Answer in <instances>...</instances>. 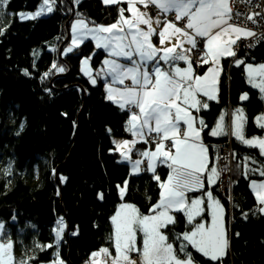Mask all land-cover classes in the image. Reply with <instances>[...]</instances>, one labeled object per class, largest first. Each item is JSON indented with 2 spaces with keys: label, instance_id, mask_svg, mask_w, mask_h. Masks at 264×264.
<instances>
[{
  "label": "trees",
  "instance_id": "obj_1",
  "mask_svg": "<svg viewBox=\"0 0 264 264\" xmlns=\"http://www.w3.org/2000/svg\"><path fill=\"white\" fill-rule=\"evenodd\" d=\"M41 1L10 0L0 18V223L5 225L0 241L14 242L17 259L35 257L30 264L50 263L57 251L64 264H84L101 248L107 247L115 255L110 218L119 204L125 202L150 214L160 188L153 173L143 170L129 175V165L121 161L113 143V139H130L126 131L129 112L106 99L99 77L92 85L81 71L82 60L90 57L95 76L106 54L87 40L73 52L58 56L67 38L66 24L74 18L95 25L112 24L120 5H105L102 0H56L48 16L18 18V12L34 10ZM236 52V59L244 64L237 67L232 63L235 57L223 60L218 101L209 102V108L196 115L211 128L223 112L242 108L247 117L246 138L261 137L264 129L257 126L255 118L264 112V102L247 84L244 65L264 64V41ZM53 63L64 72L52 69ZM206 67L195 68L203 73ZM245 93L248 99L242 101ZM207 132L205 129L202 134L203 142L212 166L217 146L227 138H214ZM231 146L230 192L220 191L218 183L210 187L225 209L228 251L219 261H209L189 246L195 264H264V215L257 211L249 187L252 180L264 177L252 171L244 174V157L257 161H247L252 169L264 168V157L256 148L233 138ZM145 147L136 146L138 150ZM138 157L134 151L132 158ZM169 173L170 169L160 164L155 174L164 181ZM125 181L127 190L121 199L118 186ZM175 215L177 223L164 231L169 242L178 245L175 236L192 225L182 213ZM60 217L67 230L57 247L52 229ZM201 219L208 221L207 210ZM49 244L53 247H37Z\"/></svg>",
  "mask_w": 264,
  "mask_h": 264
},
{
  "label": "snow or ice",
  "instance_id": "obj_2",
  "mask_svg": "<svg viewBox=\"0 0 264 264\" xmlns=\"http://www.w3.org/2000/svg\"><path fill=\"white\" fill-rule=\"evenodd\" d=\"M9 2L0 0V18L5 15L3 9ZM76 2L79 3V0ZM103 2L106 5L126 4L127 7H119L116 21L107 26L91 24L84 19L76 20L71 25V45L64 54L73 52L87 40L94 41L97 49H103L108 54L109 58L103 61V68L95 76L92 75L90 57L83 60L82 71L92 85L97 84L96 77L110 78L106 86L107 99L130 113L126 131L132 136L131 140L114 141L115 151L131 163L133 175L141 170L152 172L158 182L160 196L147 215L131 204H122L110 218L113 226L110 239L115 256L112 257L109 248H101L91 253L89 264H98L96 258L101 256L105 258L104 264H107V258H111V264H194L189 246L209 261H219L225 255L228 239L223 223V207L213 192L205 187V183L208 186L216 183L219 172L216 167H210L209 149L203 143L202 134L205 129H208L206 134L212 137L231 134L242 144L258 149L262 157L264 137L246 138L247 117L242 108L231 113L229 125L225 124L228 114L222 113L211 128L203 117L196 114L209 108L203 97L218 99L221 59L236 57L238 42L253 37L255 33L237 23L242 14L237 12L234 17L230 0ZM55 4L56 0H43L37 12L27 16L21 14V18L35 19L45 12L51 13ZM150 7L158 11L150 14ZM125 12L129 15L126 16ZM169 14H174V20L167 19ZM254 15L258 13L247 16V19L255 23ZM198 47V66L207 65L203 75L196 72L189 55ZM181 61L186 67L178 66ZM235 64L239 67L244 61L237 58ZM244 68L247 82L264 94V64H246ZM52 69L58 72L65 70L55 63ZM247 99V93L241 96V100ZM255 122L264 129V114L258 115ZM140 143L146 146L143 150L136 148ZM150 144L152 147H148ZM134 151L139 159H132ZM249 160L252 158L244 157L245 176L252 171L264 177V168H249ZM252 163L257 161L252 160ZM160 164L170 169L164 181L155 174ZM141 165H145L144 169ZM250 187L260 206L259 211L264 214V179L253 180ZM118 188L123 198L127 181ZM197 192L203 195L189 198V193ZM206 210L210 214V223L198 220ZM176 213H182L187 223L192 225L188 231L175 236L178 245L169 242L170 238L164 231L177 223ZM65 227L63 218L59 219L55 229L57 247ZM4 228L5 225L0 223V236L5 235ZM37 247L44 250L53 245ZM13 250L11 239L0 241V264H30L35 259H17ZM133 253L136 259L132 258ZM53 264H64L58 251Z\"/></svg>",
  "mask_w": 264,
  "mask_h": 264
},
{
  "label": "built area",
  "instance_id": "obj_3",
  "mask_svg": "<svg viewBox=\"0 0 264 264\" xmlns=\"http://www.w3.org/2000/svg\"><path fill=\"white\" fill-rule=\"evenodd\" d=\"M230 4L233 9L234 17L237 12L242 14L237 20V23H242L243 26L247 27L255 33L253 37L238 42L239 44L237 45L236 50L239 51L243 47L248 48L256 43L264 41V0H230ZM119 7H121V5ZM148 11L150 12V14L157 12L154 7H150ZM257 13L258 15H254L255 23L253 22V20L247 19V16ZM168 19L174 20V14H169ZM198 52L199 47L194 50L196 59H200ZM235 59L236 57L234 58V60ZM150 146L151 144L148 145V147ZM216 164L219 172V190L222 192H230L233 184L232 146L230 137H227V140L225 142H222L217 146ZM144 167L145 165H141L142 169H144ZM230 221L231 217H229V222Z\"/></svg>",
  "mask_w": 264,
  "mask_h": 264
},
{
  "label": "crops",
  "instance_id": "obj_4",
  "mask_svg": "<svg viewBox=\"0 0 264 264\" xmlns=\"http://www.w3.org/2000/svg\"><path fill=\"white\" fill-rule=\"evenodd\" d=\"M121 6L122 7H127V5L126 4H121ZM141 10L143 11L144 9L143 8H141ZM158 11V10H157ZM125 15L127 16V15H129V13H127V12H125ZM161 19H162V17H161ZM163 20V19H162ZM110 25V24H109ZM105 26H107V25H105ZM154 27H155V25H154ZM250 38V37H249ZM241 40H244V39H241ZM91 41V40H90ZM92 43H93V45H94V47H95V42L94 41H91ZM156 44H157V47H159V44H158V41H156L155 42ZM186 47H187V45H186ZM63 49V48H62ZM95 49L96 50H98L96 47H95ZM99 50H102L106 55H105V57H104V59H103V61L106 59V58H109L108 57V54L103 50V49H99ZM190 55V57H191V60L193 61V67H194V69L196 70V66H198V61H199V59H196L195 58V55H194V53H193V51L189 54ZM227 58H230V57H227ZM227 58H223V59H221V61H220V65H221V67H222V62H223V60L224 59H227ZM103 61H102V64H101V66H100V68H99V70L98 71H100L102 68H103ZM122 62H125L126 63V61H122ZM82 63V62H81ZM232 63H234L235 64V60H233V62ZM82 65V64H81ZM257 65H259V64H257ZM178 66H180L181 68H184V67H186V65H185V63L184 62H178ZM205 66H207V65H205ZM84 67V65H82L81 66V71H82V68ZM165 67H167V66H165ZM207 70V67H206V69H205V71ZM97 71V72H98ZM205 71H203V73H198V74H200V75H203L204 74V72ZM197 72V71H196ZM82 73H83V75L84 76H86V77H88L87 75H85L84 74V72L82 71ZM221 73H222V71L219 73V76H218V84H217V88H218V92L216 93L217 95H219V82H220V76H221ZM92 74H93V71H92ZM245 76H246V82H247V74H246V72H245ZM89 78V77H88ZM100 78V80L103 82V88H104V91H105V97H106V99H107V92H106V86H107V84L110 82V78H108V79H105V78H103V77H99ZM126 83H129V82H127L126 81ZM247 84L252 88V86L247 82ZM254 90H256V91H258L259 92V90L258 89H255V88H253ZM260 93V92H259ZM260 96H261V98H262V96H264V94H261L260 93ZM202 99H204V100H206L207 101V103H209V102H217L218 101V99L217 100H207V98L206 97H203ZM108 100V99H107ZM262 100H263V102H264V98H262ZM109 101V100H108ZM245 101V100H244ZM112 102V101H111ZM236 109H234V110H228V112H226L228 115H226L225 116V124L227 125V121L229 122V124H230V122H231V113H233L234 111H235ZM223 113H225V112H223ZM262 114H264V112L262 113ZM129 115H130V113H129ZM220 117V116H219ZM128 119H129V117H128ZM219 119V118H218ZM218 119H217V121H218ZM128 121V120H127ZM256 123V122H255ZM127 124V123H126ZM130 136H131V134H130ZM226 136V138L227 137H230V140H231V138H233V139H236L234 136H232L231 134H229V135H223V136H216V137H214V138H221V137H225ZM261 137H264V135L263 136H261ZM132 139V136L130 137V139H117V140H114V141H116V142H119V141H123V140H131ZM237 140V139H236ZM114 141H113V143H114ZM239 141V140H238ZM204 143V142H203ZM140 144H142V143H140ZM205 144V143H204ZM206 145V144H205ZM114 146H115V144H114ZM137 146V145H136ZM207 146V145H206ZM246 146V145H245ZM248 147V146H247ZM258 150V149H257ZM259 151V150H258ZM118 153V152H117ZM121 156V155H120ZM209 157H210V155H209ZM138 158H140V157H138ZM210 162H211V159H210ZM128 164V163H127ZM212 166H214V167H216L217 168V164H216V162H213V165ZM212 166H210V167H212ZM142 169V168H141ZM218 169V168H217ZM132 172V171H131ZM143 172V170H141L138 174H140V173H142ZM148 173H151L150 171H147ZM137 175V174H136ZM219 179V178H218ZM218 179H217V181H216V183L214 184V185H212V186H208V188H207V190H210V187H213V186H215L217 183H218ZM254 180H256V181H260V179H254ZM253 181V180H252ZM251 181V182H252ZM251 182H250V184H251ZM207 184V183H206ZM249 187H250V185H249ZM250 190H251V187H250ZM251 192H252V190H251ZM252 194H253V192H252ZM119 195H120V191H119ZM200 195H203V193L201 192V194ZM200 195H198V196H200ZM253 196H254V194H253ZM121 197V196H120ZM124 197V196H123ZM216 198V197H215ZM254 198H255V196H254ZM122 199V198H121ZM217 199V198H216ZM257 203V202H256ZM122 204H127V203H125V202H121L120 204H119V206L117 207V210L120 208V206L122 205ZM222 205V204H221ZM223 207V206H222ZM259 205L257 204V211L258 212H260L259 211ZM116 210V211H117ZM261 213V212H260ZM262 214V213H261ZM262 215H264V214H262ZM208 216H209V219H208V223H210V214L208 213ZM223 223H224V226H225V229H226V234H227V239H228V247H229V234H228V230H227V225H226V220H225V209H224V207H223ZM228 247H227V249H226V252H225V254L227 253V251H228ZM137 258V256H136V254L135 253H133L132 254V258ZM195 264V263H194Z\"/></svg>",
  "mask_w": 264,
  "mask_h": 264
},
{
  "label": "rangeland",
  "instance_id": "obj_5",
  "mask_svg": "<svg viewBox=\"0 0 264 264\" xmlns=\"http://www.w3.org/2000/svg\"><path fill=\"white\" fill-rule=\"evenodd\" d=\"M42 2H43V0L41 1V3H40V5L36 8V9H34V10H31V11H20V12H18L17 13V16H18V18L20 19V20H22V21H24V20H32V19H29V18H21V14H23V15H25V16H27V15H30V14H34L35 12H37L38 10H39V8H40V6H41V4H42ZM102 2H103V0H102ZM104 3V2H103ZM105 4V3H104ZM106 5V4H105ZM53 12V11H52ZM51 12V13H52ZM51 13H48V12H45V13H43L42 15H40V16H38V17H36L35 19H37V18H40V17H45V16H48V15H50ZM162 17V19H164L163 18V16H161ZM78 19H81V18H74L73 20H72V22L70 23V25L68 26V37H69V39H68V41L66 42V40H65V43H64V50L63 49H61V55H63V56H65V52H66V49L71 45V25H72V23H74L76 20H78ZM167 19H168V16H167ZM170 20V19H169ZM67 39V38H66ZM247 39H249V38H247ZM247 39H244V40H247ZM244 40H240L239 42H241V41H244ZM157 40L154 38V43L156 42ZM193 53H194V50H193ZM68 54V53H67ZM60 55V56H61ZM195 55V54H194ZM85 58H87V57H85ZM84 58V59H85ZM83 59V60H84ZM83 60H82V65H83ZM81 65V66H82ZM117 87H119V85H117ZM242 101H244V100H242ZM111 102V101H110ZM113 103V102H112ZM115 104V103H114ZM116 106H118L117 104H115ZM228 112V111H227ZM227 125H229V122L227 121ZM114 140H117V139H113V141ZM119 153V152H118ZM120 154V153H119ZM133 160H135V159H139V158H132ZM121 161L122 162H125V163H128V165H129V175H133L132 174V165H131V163L129 162V161H125V160H123V158H122V156H121ZM152 173V172H151ZM136 175V174H135ZM138 175V174H137ZM124 184L125 183H123V185L121 186V185H119V186H121V187H123L124 186ZM119 189V188H118ZM120 191V190H119ZM59 219H61V217L59 218ZM58 219V220H59ZM57 220V221H58ZM64 220V219H63ZM57 221H56V223H55V225L53 226V229H52V231H53V234L55 235V229H56V227H57ZM64 223H65V221H64ZM65 225H66V223H65ZM66 230H67V225H66V227H65V229H64V231H63V233H62V237H63V235H64V233L66 232ZM62 239V238H61ZM60 239V240H61ZM60 242V241H59ZM55 244H56V240H55ZM115 255H112V257H114ZM90 259H91V256H90V258H89V260H87L84 264H89V261H90ZM97 259V261H98V264H104V261H105V258L103 257V256H101V257H99V258H96ZM133 259H136L135 257L133 258ZM56 260V259H55ZM54 260V261H55ZM54 261H52V262H50V263H47V264H53V262ZM107 264H111V258H107Z\"/></svg>",
  "mask_w": 264,
  "mask_h": 264
},
{
  "label": "water",
  "instance_id": "obj_6",
  "mask_svg": "<svg viewBox=\"0 0 264 264\" xmlns=\"http://www.w3.org/2000/svg\"><path fill=\"white\" fill-rule=\"evenodd\" d=\"M72 16H73V12H72ZM66 27L68 28V24H66ZM68 32V30H67ZM69 37H68V34H67V39H66V42L68 41ZM65 43V42H64ZM64 43L61 45V47L59 48V52H58V56H60L61 54V49H62V46L64 45Z\"/></svg>",
  "mask_w": 264,
  "mask_h": 264
},
{
  "label": "bare ground",
  "instance_id": "obj_7",
  "mask_svg": "<svg viewBox=\"0 0 264 264\" xmlns=\"http://www.w3.org/2000/svg\"><path fill=\"white\" fill-rule=\"evenodd\" d=\"M232 224V219H231V221L229 222V226Z\"/></svg>",
  "mask_w": 264,
  "mask_h": 264
}]
</instances>
